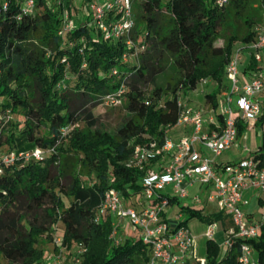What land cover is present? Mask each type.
Returning <instances> with one entry per match:
<instances>
[{
    "label": "trees",
    "instance_id": "16d2710c",
    "mask_svg": "<svg viewBox=\"0 0 264 264\" xmlns=\"http://www.w3.org/2000/svg\"><path fill=\"white\" fill-rule=\"evenodd\" d=\"M248 1L221 6L216 0H133V27L128 35L108 40L92 22L91 0H36L32 12L24 11V0H0V123L4 118L9 122L0 127V158L11 149L39 145L46 150L41 159L19 157L4 163L0 263L41 262L61 220L65 248L87 246L80 264H147L151 244L136 232L115 242L110 237L114 216L100 213V204L109 187L119 189L128 204H139L143 176L156 162L129 166L135 143L152 138L163 143L168 126L178 121L179 98L205 76L216 81L205 95L223 120L218 105L226 64L238 40L254 36V20L245 19L247 30L241 38L238 25L222 43L218 40L224 37L231 11H243ZM77 8L83 10L82 19L60 32L65 10L73 18ZM128 37L145 47L136 50ZM255 65L250 58L248 67ZM150 79L155 85L147 94L142 85ZM123 83L118 103L126 109L123 121L114 131L92 127L96 120L87 104L108 102L105 96ZM66 126L71 129L63 133ZM42 127L44 133L39 132ZM246 127L239 121L238 136ZM71 154L75 160L68 164ZM254 156L264 161V150ZM176 199L170 197V203ZM186 209L202 217L199 210ZM167 221L173 228L188 223L180 218ZM252 241L264 264V224ZM239 244L224 250L216 237L207 239L205 261L189 259L187 264H241Z\"/></svg>",
    "mask_w": 264,
    "mask_h": 264
},
{
    "label": "built area",
    "instance_id": "2783aa9c",
    "mask_svg": "<svg viewBox=\"0 0 264 264\" xmlns=\"http://www.w3.org/2000/svg\"><path fill=\"white\" fill-rule=\"evenodd\" d=\"M231 0H216L221 5H227ZM261 1L262 19L254 26V36L249 41L238 45L226 64V72L230 84L222 90L221 112L223 120L218 119L215 110L210 115L198 107L189 106L179 98L180 115L176 124L192 123V132L179 139H173L168 133L163 143L152 138L145 143H135L133 153L127 164L129 166L146 167L151 161L156 166L149 167L143 176V191L140 192L139 204L130 205L122 192L109 187L100 204V213L109 211L114 217L113 223L120 226L122 220L145 232L144 240L151 244L152 254L147 264H182L188 259L205 261V256L198 257L197 241L188 223L171 227L166 218L170 197H186L189 186L195 181L209 183L217 191L222 210L232 216L234 225L225 229L223 249L231 248L239 242L238 259L241 264H262L258 258L252 239L259 236L264 224V161L259 156H249L233 162L217 160L225 149L231 147L238 138V123H257L264 116V0ZM36 8V0H24L23 9L32 12ZM89 8L93 13L92 22L100 29L104 39H114L128 35L135 23L133 0H91ZM74 26V19L68 10L60 32L69 31ZM128 44H135L136 50L144 48L131 37ZM255 61L257 70L248 80L242 78V59L245 52ZM137 52V51H136ZM135 52V53H136ZM128 53H124L127 58ZM116 73L117 69H113ZM207 82V79H203ZM201 83V82H200ZM125 85L105 96L107 101L121 103V95ZM71 127H63V133ZM201 145L206 152L201 148ZM54 149V147H52ZM46 150L36 145L30 149H11L0 158V173L4 163H11L21 157L25 161L31 158L41 159ZM171 190L168 191L167 187ZM248 190H256L262 217L255 218L252 211L244 209L250 203ZM215 195H211L214 198ZM193 200H200L197 194ZM178 212L175 220L179 219ZM217 220L207 223L205 235L208 239L217 236ZM115 229L111 236L116 242ZM56 249L46 253L44 259L36 264H80L87 249L84 243H77L71 250L70 261L65 259V246L61 235L55 233Z\"/></svg>",
    "mask_w": 264,
    "mask_h": 264
},
{
    "label": "rangeland",
    "instance_id": "374dc122",
    "mask_svg": "<svg viewBox=\"0 0 264 264\" xmlns=\"http://www.w3.org/2000/svg\"><path fill=\"white\" fill-rule=\"evenodd\" d=\"M74 3L79 4L80 0H74ZM83 16V10L82 8H77L74 12V23L79 22L82 19ZM250 18L254 20V23L252 27L255 26L256 23L261 21L262 19V12L260 9V3L258 0H249L248 4L245 6L243 11L239 13H235L234 10L231 11L230 17L227 18L226 23L223 26V36L218 41L222 43L225 40V36L231 35L232 32L236 31L235 26H238L237 34L238 37L241 38L245 31L247 30L245 19ZM241 43H244L242 39H239L238 42L235 44L234 49L241 45ZM247 57H250L249 53L245 52L243 54L242 64L241 68L245 67L247 65H243L245 61H247ZM250 61V60H249ZM242 68V69H243ZM257 70H260L258 68H252V71L255 72ZM225 72L224 76V82L225 84L221 88V92L223 89H225L226 83H230V78L227 75V72ZM158 79V78H157ZM203 79H207V82H203ZM159 80V79H158ZM210 77L205 76L202 78L201 83L196 89L188 90L184 93V101L187 102L189 106L198 107L201 110H210L212 108V105L209 101L206 99V91L212 88L215 83L211 84L209 83ZM213 82H216L213 80ZM155 85V81L149 80L146 83L142 85V88L148 93H150ZM220 92V93H221ZM221 95V94H220ZM88 110L92 111L93 116L95 117V123L92 127H101L105 128L111 131H114L116 127L123 121L124 114L126 112V109L119 104H113L111 101L105 102V101H99L95 104L89 103L87 104ZM221 108V103L219 102L218 109ZM8 117V116H7ZM18 118L22 119L21 114L17 115ZM15 119V118H13ZM85 120V119H84ZM4 118L2 122L0 123L1 126L7 127L9 122ZM85 122V121H84ZM183 125H178V127H183ZM176 125L168 126L167 132L172 137H177L179 139V136H181V133ZM40 133H44L45 130L42 128L39 129ZM9 145L8 143H3L4 148H7ZM14 148V147H13ZM16 148V147H15ZM18 148V147H17ZM24 149V148H21ZM264 150V125L262 123H248V126L243 130V132L239 135L236 142L229 148L225 149L224 152L218 156V158L223 159L224 162H233L234 160H240L242 158H246L249 156L254 155L257 151ZM71 160H75V156L73 154L70 155V159L67 160L68 164L71 162ZM54 170H56V167H53ZM70 180V177L64 178V182L68 183ZM89 179L87 178V182ZM170 189V186L167 187V190ZM200 196V200H193V197L195 195ZM215 195L214 198H211V195ZM246 195L250 198V203L248 205L244 206L245 210L252 211L255 218L260 219L262 217V207L260 205V201L258 198V194L256 193V190H248L246 192ZM140 197V194L137 195ZM186 207H190L196 210H199L202 217L199 215H192L190 210H187ZM184 208L183 210H181ZM178 212H181L180 219H187L188 225L190 227L191 232L194 234L197 246H196V254L198 257H203L206 254L207 250V236L205 235V230L207 228V220L206 218L211 217L218 222V226L216 228L217 231V240L223 248V233L225 229H228L234 225V221L232 219V216L227 213V211L222 210V206L220 203V198L217 196V191L212 187L209 183H202L200 181H195L192 186L189 187V195L186 197H179L174 202L170 203L167 206L166 215L169 219H176ZM31 214H29L30 216ZM112 229L110 231V237L112 239H115L111 236L113 231L117 230V238H121L127 235H130L131 232L135 234V232L138 234L139 237L145 238V232L142 231L141 228H136V226H132L130 223L128 224L129 227H124L123 224L120 226L113 223V219L111 220ZM64 223L59 220L56 223V230L54 233L58 235H62L64 233ZM135 229H138L135 231ZM116 242V241H115ZM65 246V245H64ZM54 250V243L53 242H47L46 243V253L52 252ZM71 250L72 248H65L64 255L67 261L69 257H71ZM45 256V255H44ZM189 260V259H188ZM187 260V262H188ZM191 261H201L196 260L195 258L190 259ZM187 262L185 264H187ZM0 264H4L0 263ZM184 264V263H182Z\"/></svg>",
    "mask_w": 264,
    "mask_h": 264
},
{
    "label": "crops",
    "instance_id": "0c3cea01",
    "mask_svg": "<svg viewBox=\"0 0 264 264\" xmlns=\"http://www.w3.org/2000/svg\"><path fill=\"white\" fill-rule=\"evenodd\" d=\"M250 58L251 57H247V61H245L244 62V66L245 65H247L246 66V68L244 67H242L243 69H242V78H243V80H248L251 76H252V73H253V71H252V67L251 68H249L248 67V64H249V60H250ZM211 82L212 83H216V82H213V80L211 79L210 81H209V83L211 84ZM230 83H226V86H225V88L229 85ZM220 94H222V92L220 93ZM221 95L219 96V102H221ZM186 102V101H185ZM187 103V102H186ZM212 109L213 108H211L210 110H204V114L205 115H210L211 114V112H212ZM257 123H262L263 125H264V116L257 122ZM178 125H183V124H176V126L178 127ZM184 125L185 126H183V127H178V129L179 130H181L180 131V133H181V136H179V138H181L182 136H185V135H189L191 132H192V128H193V126H192V123H184ZM247 126H248V123H247ZM239 137V136H238ZM173 139H176L177 140V137H172ZM201 148H203L201 145H199ZM203 150L206 152V149H204L203 148ZM217 160L219 161V162H224V160L223 159H220V158H217ZM190 186H192V185H190ZM189 186V187H190ZM171 190V187H170V189L168 190V191H170ZM178 199V198H177ZM248 211V210H247ZM181 213V212H180ZM166 218H168V216L166 215ZM114 219H116V220H118V218L117 217H114ZM122 223H123V226L124 227H129V225H128V221H125V220H122ZM66 258V257H65ZM70 258L71 257H69V259H68V261H70ZM67 259V258H66Z\"/></svg>",
    "mask_w": 264,
    "mask_h": 264
}]
</instances>
